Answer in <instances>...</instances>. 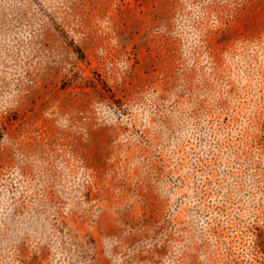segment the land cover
Listing matches in <instances>:
<instances>
[{
  "label": "rangeland",
  "instance_id": "374dc122",
  "mask_svg": "<svg viewBox=\"0 0 264 264\" xmlns=\"http://www.w3.org/2000/svg\"><path fill=\"white\" fill-rule=\"evenodd\" d=\"M0 264H264V0H0Z\"/></svg>",
  "mask_w": 264,
  "mask_h": 264
}]
</instances>
